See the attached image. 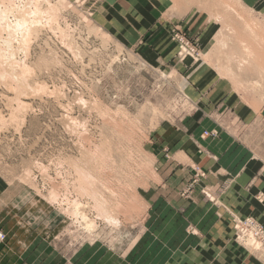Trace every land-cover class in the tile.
<instances>
[{
    "label": "rangeland",
    "instance_id": "rangeland-1",
    "mask_svg": "<svg viewBox=\"0 0 264 264\" xmlns=\"http://www.w3.org/2000/svg\"><path fill=\"white\" fill-rule=\"evenodd\" d=\"M112 1L0 0V264H201V230L219 221L245 264H264L263 223L215 219L199 167L186 181L158 170L192 109L175 63L236 67L224 76L241 93L264 87V3L151 0L130 18ZM160 32L173 66L153 57Z\"/></svg>",
    "mask_w": 264,
    "mask_h": 264
},
{
    "label": "crops",
    "instance_id": "crops-1",
    "mask_svg": "<svg viewBox=\"0 0 264 264\" xmlns=\"http://www.w3.org/2000/svg\"><path fill=\"white\" fill-rule=\"evenodd\" d=\"M150 1L133 0L131 4V0H120L118 4L123 11L129 4L126 10L130 11V18H134L139 17L140 12L152 10L154 5L149 7L151 2L153 4ZM259 1L258 4L264 3V0ZM146 2L150 5L146 6ZM110 3L116 4L112 0ZM261 7L257 6L258 9ZM159 34L162 36L161 32ZM153 40L163 43L158 50L157 46L154 47L153 57L158 58L161 65L170 62L173 66L174 51L167 44L168 37L163 34ZM173 70L180 90L192 109L175 121L174 129L169 131V157L160 162L159 172L169 173L173 179L181 173L186 181V177H191L193 168L199 167L205 173L199 178L200 185L215 193L218 204L215 219L235 213L252 216L264 226V130L261 129L264 127V87L241 93L236 81L231 82L224 76L227 73L236 74V67L229 71L216 64L210 66L205 61L187 66L175 63ZM257 106L261 107L259 111ZM212 130H217L218 136L213 139L201 136L203 131ZM198 198L193 199L194 202ZM200 202L202 207L210 200L203 198ZM187 205L184 206L186 213L191 207ZM211 207L213 205L210 204ZM212 224L201 230L206 235L200 240L201 264H245L247 257L240 255L241 250L233 240L229 225L222 221ZM33 238L38 240L37 236ZM252 259L248 264H258L255 257Z\"/></svg>",
    "mask_w": 264,
    "mask_h": 264
},
{
    "label": "bare ground",
    "instance_id": "bare-ground-1",
    "mask_svg": "<svg viewBox=\"0 0 264 264\" xmlns=\"http://www.w3.org/2000/svg\"><path fill=\"white\" fill-rule=\"evenodd\" d=\"M31 1H32V0H31ZM33 1H34V0H33ZM37 1H38V0H37ZM41 1H42V0H41ZM29 2H30V0H29ZM9 3H10V2H9ZM29 4H30V3H29ZM40 4H41V3H40ZM8 5H9V4H8ZM10 5H11V4H10ZM10 5H9V6H10ZM32 5L34 6V4H32ZM48 5H49V4H48ZM26 6H27V5H26ZM39 6H40V5H39ZM39 6H38V7H39ZM16 7H17V6H16ZM22 7H23V6H22ZM38 7H36V8H38ZM10 8H12V6H11ZM32 8H33V7H32ZM6 9H7V8H6ZM17 9H18V8H17ZM14 10H15V8H14ZM38 10H39V8L37 9V12H38ZM41 10H42V9H41ZM47 10H48V9H47ZM53 10H54V9H53ZM4 11H5V10H4ZM34 11H35V9H34ZM39 11H40V10H39ZM51 11H52V9H51ZM9 12H10V11H9ZM21 12H22V11H21ZM30 12H31V11H30ZM35 12H36V11H35ZM35 12H33L32 15L35 14ZM15 13H16V12H15ZM26 13H28V12L26 11ZM0 14H1V13H0ZM3 14H4V13H2V14L0 15L1 18H2V15H3ZM43 14H45V12H44ZM50 14H51V13H50ZM55 15H56V14H55ZM55 15H53V16H55ZM22 16H25V15L23 14V12H22ZM26 16H27V15H26ZM40 16H41V15H40ZM5 17H6V16H5ZM32 17H33V16H32ZM32 17H31V18H32ZM36 17H37V16H36ZM43 17H44V16H43ZM57 17H58V16H57ZM57 17H56V18H57ZM11 18H12V17H11ZM22 18H23V17H22ZM22 18H21V20H20V19H19V20H20V21H23L24 19L22 20ZM24 18H25V17H24ZM51 18H53V17H51ZM51 18H50V19H51ZM15 20H17V19H15ZM35 20H36V19H35ZM38 20H39V19H38ZM25 21H26V20H24L23 24L25 23ZM30 21H31V20H30ZM13 22H14V21H13ZM35 22H37V21H35ZM4 23H5V22H4ZM27 23H28V22H27ZM27 23H26V24H27ZM31 23H32V22H31ZM39 23H40V22H39ZM5 24H6V23H5ZM14 24H15L16 28H17L18 26H21V27L23 26V25H21V23H20L19 21H16ZM32 24H33V23H32ZM37 24H38V23H37ZM3 25H4V24H3ZM24 26H25V25H24ZM28 26H29V25L27 24L26 27H28ZM22 28H23V27H22ZM3 29H4V27H3ZM5 29H7V28H5ZM25 29H26V28H25ZM25 29H23V30H25ZM28 29H29V28H28ZM16 30H17V29H16ZM19 30H20V29H19ZM27 31H28V30H27ZM4 33H5V32H4ZM12 33H13V32H12ZM20 33H21V31H20ZM20 33H19V34H20ZM22 33H23V32H22ZM24 33H25V32H24ZM6 34H7V33H6ZM14 34H15V33H14ZM26 35H27V34H26ZM12 36H13V35H12ZM20 36H21V35H20ZM22 36H23V35H22ZM27 36H28V35H27ZM25 37H26V36H25ZM7 38H8V37H7ZM23 38H24V37H23ZM6 40H7V39H6ZM6 40H5V41H6ZM25 40H27V39H25ZM6 43H8V42H6ZM9 44H10V43H9ZM0 51H1V50H0ZM9 52H10V51H9ZM11 53H12V52H11ZM24 67H25V66H24ZM98 203H99V202H98ZM96 204H97V203L95 202V205H96ZM103 205H104V204H103ZM97 209H98V208H97ZM102 210H103V209H102ZM105 210H106V209H105ZM76 211H77V210H76ZM107 213H108V212H107ZM108 215H109V214H108ZM110 216H111V215H110ZM110 216H106V218H108V217H109V218H112V217H110ZM115 219H116V218H115ZM111 220H113V218H112ZM117 221H118V220H117Z\"/></svg>",
    "mask_w": 264,
    "mask_h": 264
},
{
    "label": "built area",
    "instance_id": "built-area-1",
    "mask_svg": "<svg viewBox=\"0 0 264 264\" xmlns=\"http://www.w3.org/2000/svg\"><path fill=\"white\" fill-rule=\"evenodd\" d=\"M259 230V229H258ZM256 234H258L256 231H255ZM259 235V234H258ZM252 237V236H251ZM4 238V234L2 232H0V240H2ZM253 238V237H252ZM254 240V238H253Z\"/></svg>",
    "mask_w": 264,
    "mask_h": 264
}]
</instances>
